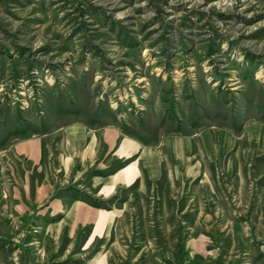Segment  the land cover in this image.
I'll list each match as a JSON object with an SVG mask.
<instances>
[{
	"label": "rangeland",
	"instance_id": "obj_1",
	"mask_svg": "<svg viewBox=\"0 0 264 264\" xmlns=\"http://www.w3.org/2000/svg\"><path fill=\"white\" fill-rule=\"evenodd\" d=\"M69 127L235 144L105 199L69 174L116 208L95 226L0 209V264H264V0H0V149L42 136L59 162Z\"/></svg>",
	"mask_w": 264,
	"mask_h": 264
},
{
	"label": "crops",
	"instance_id": "obj_2",
	"mask_svg": "<svg viewBox=\"0 0 264 264\" xmlns=\"http://www.w3.org/2000/svg\"><path fill=\"white\" fill-rule=\"evenodd\" d=\"M65 131L70 146L60 151L59 162H53L55 156L49 160L50 150L42 136L19 139L0 149V209L12 215L35 213L39 220L46 219L54 225L69 216V230L86 223L95 226V215L114 219L116 208L95 206L83 196H71L59 185L70 181L69 174L71 182L91 186V198L105 199L143 177L158 180L168 168L200 166L199 161L191 162L198 157L221 158L235 144L234 135L223 129L169 135L153 145H143L129 137L118 142V133L112 128L88 133L81 127H69ZM257 131L253 128L245 133L252 138ZM129 166L133 170L125 174ZM51 167H56L55 175L60 178H54Z\"/></svg>",
	"mask_w": 264,
	"mask_h": 264
},
{
	"label": "trees",
	"instance_id": "obj_3",
	"mask_svg": "<svg viewBox=\"0 0 264 264\" xmlns=\"http://www.w3.org/2000/svg\"><path fill=\"white\" fill-rule=\"evenodd\" d=\"M91 204H94L95 206H100V204H98L97 202H94V203H91Z\"/></svg>",
	"mask_w": 264,
	"mask_h": 264
}]
</instances>
